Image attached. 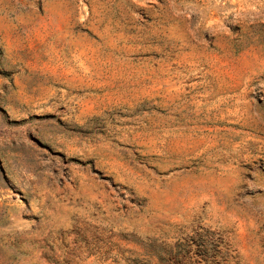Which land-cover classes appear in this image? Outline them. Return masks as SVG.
Listing matches in <instances>:
<instances>
[{"label": "rangeland", "instance_id": "rangeland-1", "mask_svg": "<svg viewBox=\"0 0 264 264\" xmlns=\"http://www.w3.org/2000/svg\"><path fill=\"white\" fill-rule=\"evenodd\" d=\"M0 264H264V0H0Z\"/></svg>", "mask_w": 264, "mask_h": 264}]
</instances>
